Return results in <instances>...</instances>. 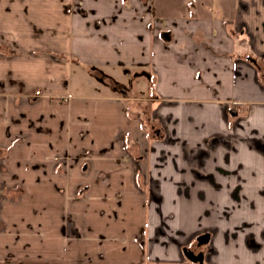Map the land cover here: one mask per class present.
I'll use <instances>...</instances> for the list:
<instances>
[{"label":"crops","instance_id":"1","mask_svg":"<svg viewBox=\"0 0 264 264\" xmlns=\"http://www.w3.org/2000/svg\"><path fill=\"white\" fill-rule=\"evenodd\" d=\"M263 74L264 0H0V264H264Z\"/></svg>","mask_w":264,"mask_h":264},{"label":"rangeland","instance_id":"2","mask_svg":"<svg viewBox=\"0 0 264 264\" xmlns=\"http://www.w3.org/2000/svg\"><path fill=\"white\" fill-rule=\"evenodd\" d=\"M170 1L171 0H167V2H170ZM210 2H211V0H210ZM171 5H173V2L171 3ZM128 76H132V73H127L126 75H123V77H122V79H121L119 84H114V83H111V84L113 85V87H115L117 89H120V87L122 89H126V88L130 89V90L133 91V94H135V96H138L140 98L147 97L148 94H149V93H147V91H148L147 87L148 86H145V88L144 87L133 86L131 88V86H132L131 83L133 82V79L131 77H128ZM86 80H87V83H85ZM92 82H93V80L91 79V77H89L88 79H83V84L85 85L84 88L88 87L89 86L88 84H91ZM242 82L243 81H240L239 78H236V80H235V86L237 88V92H238V94L241 97L254 98V96H257V93H255L254 91H251L249 88H248V90H244L243 89L244 86L242 85ZM259 82H260V80H259ZM260 84H262V82H260ZM89 88H90V86H89ZM156 127H158V126H154V129ZM261 150H263V152H264V148H261ZM252 247L254 249L255 245H253ZM195 264H198V263H195Z\"/></svg>","mask_w":264,"mask_h":264},{"label":"water","instance_id":"3","mask_svg":"<svg viewBox=\"0 0 264 264\" xmlns=\"http://www.w3.org/2000/svg\"><path fill=\"white\" fill-rule=\"evenodd\" d=\"M197 245L202 246L209 242V234L205 233L202 235H199L196 238ZM183 255L187 260H189L192 263H198L203 264V253L199 252L198 254L193 253V251L189 250L188 248H183L182 250Z\"/></svg>","mask_w":264,"mask_h":264},{"label":"flooded vegetation","instance_id":"4","mask_svg":"<svg viewBox=\"0 0 264 264\" xmlns=\"http://www.w3.org/2000/svg\"><path fill=\"white\" fill-rule=\"evenodd\" d=\"M263 80H264V74H263ZM208 234H209V242L207 244L202 245V246H198L197 245V241L195 239L193 245L190 248H188L189 250L193 251V253H195V254H198L199 252L203 253V264H204V260L206 258V253H207L206 248L205 249H203V248L206 245H208L211 242L212 238H213L212 237V232H209ZM263 234H264V218H263ZM250 246L252 247V245H250Z\"/></svg>","mask_w":264,"mask_h":264}]
</instances>
